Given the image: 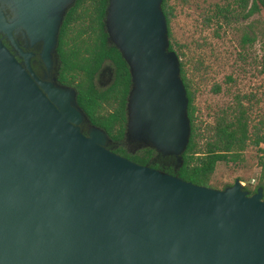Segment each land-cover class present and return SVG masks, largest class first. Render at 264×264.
Listing matches in <instances>:
<instances>
[{
    "label": "water",
    "instance_id": "95a60500",
    "mask_svg": "<svg viewBox=\"0 0 264 264\" xmlns=\"http://www.w3.org/2000/svg\"><path fill=\"white\" fill-rule=\"evenodd\" d=\"M74 1L0 0V264H264L260 187L114 153L100 127L82 133L72 87L37 79L22 48L50 70ZM161 1L107 0L103 24L130 72L124 138L180 162L187 98Z\"/></svg>",
    "mask_w": 264,
    "mask_h": 264
},
{
    "label": "trees",
    "instance_id": "16d2710c",
    "mask_svg": "<svg viewBox=\"0 0 264 264\" xmlns=\"http://www.w3.org/2000/svg\"><path fill=\"white\" fill-rule=\"evenodd\" d=\"M167 1L162 0L160 8L169 38L171 11ZM106 4L107 0L74 1L66 10L59 27L56 56L58 81L75 88L77 104L91 124L107 133L111 139L109 149L112 152L136 163L177 175L186 182L209 186V178L217 162L237 163L242 160L249 143L256 146L264 144L262 135H255L253 139L249 136L245 110L237 103L216 113L212 123L200 131L194 121L192 92L189 91L184 65L180 61V78L187 98L186 115L189 123V141L179 156L180 162H176L173 156H161L151 147L134 149L124 138V107L130 74L127 63L107 40L103 24ZM258 12L264 13V0H232L222 6L215 5L213 17L228 21L232 16L248 18ZM242 38L244 41H253L255 36L244 34ZM168 49L173 50L170 41ZM104 64L111 66L112 75L105 87L97 88L94 78ZM258 149L261 155L258 157L260 171L257 182L251 185L248 181L242 188L252 193L260 187L264 200V149ZM228 185L224 184L222 188Z\"/></svg>",
    "mask_w": 264,
    "mask_h": 264
},
{
    "label": "rangeland",
    "instance_id": "374dc122",
    "mask_svg": "<svg viewBox=\"0 0 264 264\" xmlns=\"http://www.w3.org/2000/svg\"><path fill=\"white\" fill-rule=\"evenodd\" d=\"M231 1L168 0L171 11L168 40L184 65L199 130L209 126L220 110L237 103L245 110L249 136L264 138V13L216 20L215 5ZM244 34L255 38L244 41ZM107 75L105 70L97 76V87L107 84ZM131 145L136 150L142 148L139 144ZM259 147L264 149V144L249 143L237 163L217 162L209 187L221 189L234 179L244 184L253 179L256 183L260 171Z\"/></svg>",
    "mask_w": 264,
    "mask_h": 264
},
{
    "label": "flooded vegetation",
    "instance_id": "af4514ba",
    "mask_svg": "<svg viewBox=\"0 0 264 264\" xmlns=\"http://www.w3.org/2000/svg\"><path fill=\"white\" fill-rule=\"evenodd\" d=\"M57 36H58V34H57ZM0 37H1V34H0ZM1 39H2L3 44H5L8 47L7 42L5 41V39L4 38H1ZM107 40H108V42H110L109 39H108V36H107ZM17 44L22 48V42H21L20 39H17ZM110 44H112V43L110 42ZM56 46H57V44H56ZM22 49L24 51H31L34 54L33 56H31L29 58V62H30L31 68L34 71V74L37 76V79H40L42 81L55 82L56 84H59V85L69 86V87H72L74 89V91H75V88L72 85L65 84L63 82L58 81V79H57V73H58V63L57 62L58 61H57V56H56V48H55V53L53 55V67L50 70H47L45 65L43 63H41V61L38 59V56H37L38 49L29 48V47L28 48H22ZM105 70L108 71V75H107V81L108 82H107V84L109 83L111 75H112V71H111L112 69H111V66L109 64H104L102 70L95 76L94 83H95V79L97 78V76L98 75L100 76L101 74H103L105 72ZM129 74H130V72H129ZM107 84H105V86ZM95 86H96V84H95ZM105 86H103V87H105ZM103 87H100V88H103ZM129 87H130V77H129ZM129 87H128V90H129ZM97 88H99V87H97ZM127 94H128V92H127ZM126 99H127V95H126ZM126 99H125V107H124V116H125L124 117L125 118V120H124V131H125V124H126V120H127V117H126ZM75 100H76V91H75ZM87 119H88V117H87ZM91 125H93V124H91L89 122V119H88L87 121H83L82 123H80L79 127H80L82 133H85L87 131V129ZM129 143L137 144V143L131 142V141H129ZM109 144H111V143H109ZM109 144H108V148H109Z\"/></svg>",
    "mask_w": 264,
    "mask_h": 264
},
{
    "label": "built area",
    "instance_id": "2783aa9c",
    "mask_svg": "<svg viewBox=\"0 0 264 264\" xmlns=\"http://www.w3.org/2000/svg\"><path fill=\"white\" fill-rule=\"evenodd\" d=\"M241 183V185H242V187L244 186V183L243 182H240ZM250 184H253L254 183V180L253 179H251V181L249 182Z\"/></svg>",
    "mask_w": 264,
    "mask_h": 264
}]
</instances>
